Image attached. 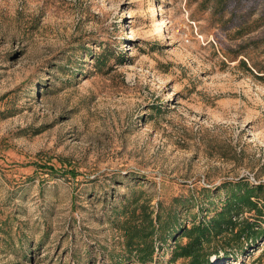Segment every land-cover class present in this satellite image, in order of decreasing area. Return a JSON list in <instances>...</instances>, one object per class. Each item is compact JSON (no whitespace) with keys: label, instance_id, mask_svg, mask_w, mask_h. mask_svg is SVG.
I'll return each instance as SVG.
<instances>
[{"label":"rangeland","instance_id":"obj_1","mask_svg":"<svg viewBox=\"0 0 264 264\" xmlns=\"http://www.w3.org/2000/svg\"><path fill=\"white\" fill-rule=\"evenodd\" d=\"M244 188L263 233L217 232L211 264L264 259V0H0V264H187ZM125 206L176 219L151 261Z\"/></svg>","mask_w":264,"mask_h":264},{"label":"trees","instance_id":"obj_2","mask_svg":"<svg viewBox=\"0 0 264 264\" xmlns=\"http://www.w3.org/2000/svg\"><path fill=\"white\" fill-rule=\"evenodd\" d=\"M48 168L55 170L52 166ZM67 170L75 174L72 168ZM250 197L251 190L244 188L240 194H233L232 200L229 199L225 207L213 215L207 222L200 221L189 227L186 233L187 241L183 244L179 243L175 247L172 261L182 258L188 259L187 264H211L208 260V255L204 253V243L212 235L217 234V232H229L228 234H232L237 243L240 242L242 236L245 239L253 241L256 236L261 235L263 231L257 229V227L254 228L252 222H249L247 219L242 220L240 223L236 221L239 218L242 207L254 209L258 215H261V209L257 208L255 202L251 201ZM113 221L123 231L125 252L130 257L134 255L136 260L141 263L153 259L155 237L157 238L158 236L160 240L166 241V237L170 234V229L173 230V226H176L175 217L173 222L160 223V217L157 216L159 225L154 227L151 214L147 211L146 206H143L138 212L135 210L129 211L127 206L122 207L115 215ZM160 229H163L161 235ZM255 264H264V259L262 262L258 260Z\"/></svg>","mask_w":264,"mask_h":264}]
</instances>
